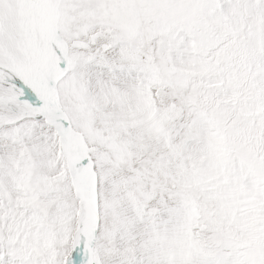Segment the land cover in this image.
Wrapping results in <instances>:
<instances>
[{
	"label": "snow or ice",
	"instance_id": "obj_1",
	"mask_svg": "<svg viewBox=\"0 0 264 264\" xmlns=\"http://www.w3.org/2000/svg\"><path fill=\"white\" fill-rule=\"evenodd\" d=\"M0 264H264V0H0Z\"/></svg>",
	"mask_w": 264,
	"mask_h": 264
}]
</instances>
